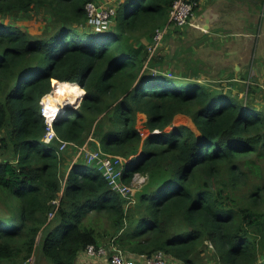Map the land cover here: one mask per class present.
Wrapping results in <instances>:
<instances>
[{
	"label": "trees",
	"instance_id": "1",
	"mask_svg": "<svg viewBox=\"0 0 264 264\" xmlns=\"http://www.w3.org/2000/svg\"><path fill=\"white\" fill-rule=\"evenodd\" d=\"M89 1L0 0V264H29L40 233L46 264H77L104 239L179 264H209L210 241L216 264H264V110L196 69L169 76L162 45L150 56L175 0H117L109 29ZM39 15L37 33L19 22ZM63 81L86 93L46 143L41 100ZM86 142L123 158L124 181L148 174L134 204L84 156L66 161Z\"/></svg>",
	"mask_w": 264,
	"mask_h": 264
},
{
	"label": "rangeland",
	"instance_id": "2",
	"mask_svg": "<svg viewBox=\"0 0 264 264\" xmlns=\"http://www.w3.org/2000/svg\"><path fill=\"white\" fill-rule=\"evenodd\" d=\"M213 6L219 10V14L229 15L231 18L230 21L232 22L230 24L232 33L251 32L249 33V38H251L249 39V45L245 48L247 51L245 50V52L231 60V63H229L230 70L224 69L220 71L226 64V62L223 63L221 59V46L217 48L218 50L213 48L209 50L198 49L194 55L191 56L190 61L191 46L193 47L201 40L198 39V35L190 34L189 31H184L183 28L185 29L187 27L185 26L179 28L181 31L167 33L168 36L164 39L159 50L161 55L165 56L164 68H166L169 76H182L185 73L190 75L193 73V70L196 69L197 75H194V78L200 79L203 83H208L214 89L238 96L249 103L253 102L260 110H264V60H261L264 57V2L258 4L257 0H200L199 7L195 11L194 17ZM10 20L16 22L17 17L10 18ZM111 20L112 19L106 21L98 29H109L110 26H112L113 20ZM19 22L24 27L27 26L30 32L37 33L42 29L43 17L39 15L24 19L21 18ZM201 22L203 23V20H201ZM188 27H191V25L188 24ZM183 32H185V34ZM200 34H202V32ZM190 36L192 38H189ZM143 41H147V39L143 38ZM237 46L238 49L244 48L241 43H238ZM237 46H235V48ZM205 58H207V60H205ZM187 59L189 61H186ZM236 64H239L237 68L234 67ZM213 79L218 80L215 83L210 82V80ZM44 97L42 98V102ZM80 100L81 97H79L77 103L74 102L65 105L66 109L64 108L62 112H66L68 108H77ZM68 102L71 103L70 101ZM145 120V114L140 113L138 115L137 125L146 136L148 135V130L143 127ZM174 122L175 124L189 123L193 126L191 119L186 115H178ZM89 138H91V136H89ZM83 145L89 148H100L99 146L92 147V145L90 143L87 144V142ZM80 155L85 158L83 152L79 154V151L76 152L73 147L69 148L67 149L66 161L70 163L74 162ZM42 239V234L40 233L37 239L36 250L30 258L29 264H46V260L42 253ZM207 242H209L208 248H205L201 253L202 260H207V258L211 257L212 261H210L209 264H216V261H213L214 255H211L214 245L211 244L210 241ZM109 243V239L103 240V244L109 245ZM89 258L88 261L91 262V264L100 261L104 264L107 263V257L96 256ZM92 260L95 262L92 263ZM170 263L179 264V262L173 260H170Z\"/></svg>",
	"mask_w": 264,
	"mask_h": 264
},
{
	"label": "built area",
	"instance_id": "3",
	"mask_svg": "<svg viewBox=\"0 0 264 264\" xmlns=\"http://www.w3.org/2000/svg\"><path fill=\"white\" fill-rule=\"evenodd\" d=\"M197 5V0H175L173 2L167 24L156 28L152 41L148 44L150 56L155 54L158 48L163 44L171 27L182 28L188 24H194L193 19L195 18V7ZM116 9L117 3L115 0L89 1L86 4L89 19L96 23V28H100L101 24H103L102 22L112 19L116 15ZM195 26L204 28L199 24H196ZM41 105L42 113L47 122L44 141L50 143L54 138L59 137L55 122H57L59 115L63 112L59 111L50 117L46 112L42 100ZM68 143V141L62 140L61 149L65 148ZM82 152L85 154L87 163H95L98 165L100 170L103 171V175L108 180L112 189L116 190L127 199L126 206L132 205L136 202V192L147 182L149 178L148 174L142 173L141 171H135L131 181L126 182L123 180L124 160L121 156L105 154L100 148H89L85 145L79 146V154ZM54 202L59 203L58 200H54ZM54 213L55 212H51L50 217H52ZM83 252L90 257H107L106 264H171L166 253L162 250L155 252L153 255L133 254L132 252L122 249L114 240H112L109 245H97L91 243L86 246Z\"/></svg>",
	"mask_w": 264,
	"mask_h": 264
},
{
	"label": "crops",
	"instance_id": "4",
	"mask_svg": "<svg viewBox=\"0 0 264 264\" xmlns=\"http://www.w3.org/2000/svg\"><path fill=\"white\" fill-rule=\"evenodd\" d=\"M218 11L219 10L216 9L215 6L210 7L209 9L203 11L202 13H200L193 19L194 24L191 25V27H188L187 25V27L185 29L183 28V30L189 31L190 34L198 35V39L201 40L199 41V43H196L193 47L191 46V52H190V57H189L190 61H191V56L194 55V53L198 49L199 50L201 49L209 50L210 48H213V49L218 50L217 48L221 46L220 48L221 59H222V62L223 63L226 62V64H225V67H222L220 69V71L224 69L230 70L229 63H231V60L238 57V55L242 54L243 52H245L246 50L245 48L248 47L249 39H251L249 38V35H250L249 33L251 32L249 31V32L232 33V28L230 26V24L232 23L230 21L231 18L229 17V15L219 14ZM201 20H203V23L201 22ZM196 24H199L205 28L195 26ZM179 28L181 27H176V28L171 27L169 32L170 31L172 32L181 31V29ZM199 28L202 30H200ZM203 31H206V32H203ZM201 32L202 34H200ZM183 33L185 34V32ZM189 38H192V37L190 36ZM144 42L146 43L147 41H144ZM238 43H241L244 48L238 49V46H237ZM235 46L237 47L235 48ZM205 60H207V58H205ZM261 60L263 61L264 57ZM186 61H189V60L187 59ZM237 65L239 64H236L234 67L237 68ZM217 80L218 79H213V80H210V82L215 83L217 82ZM89 257L90 256L86 255L84 252L80 253L78 260H77V264H91V262L88 261L90 259ZM94 262L95 261L92 260V263ZM95 264H104V263L100 261V262H95Z\"/></svg>",
	"mask_w": 264,
	"mask_h": 264
},
{
	"label": "bare ground",
	"instance_id": "5",
	"mask_svg": "<svg viewBox=\"0 0 264 264\" xmlns=\"http://www.w3.org/2000/svg\"><path fill=\"white\" fill-rule=\"evenodd\" d=\"M78 89L79 88H77L74 84L63 81L56 84L53 90L45 94L43 103L45 105L46 112L50 115V117L59 111H64L65 105L72 104L74 102L77 103L79 101V97H81V90L79 89V91Z\"/></svg>",
	"mask_w": 264,
	"mask_h": 264
},
{
	"label": "water",
	"instance_id": "6",
	"mask_svg": "<svg viewBox=\"0 0 264 264\" xmlns=\"http://www.w3.org/2000/svg\"><path fill=\"white\" fill-rule=\"evenodd\" d=\"M84 90H85V89H84ZM85 93H86V90L84 91V94H83V96H82V99H83V97H84ZM82 99H81V100H82ZM81 100H80V102H81ZM80 102H79V104H80Z\"/></svg>",
	"mask_w": 264,
	"mask_h": 264
}]
</instances>
